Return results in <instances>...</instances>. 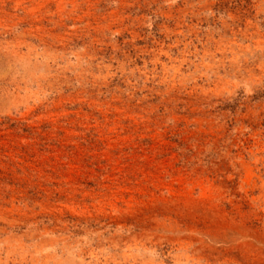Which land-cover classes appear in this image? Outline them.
<instances>
[{
    "label": "rangeland",
    "instance_id": "1",
    "mask_svg": "<svg viewBox=\"0 0 264 264\" xmlns=\"http://www.w3.org/2000/svg\"><path fill=\"white\" fill-rule=\"evenodd\" d=\"M0 264H264V0H0Z\"/></svg>",
    "mask_w": 264,
    "mask_h": 264
}]
</instances>
